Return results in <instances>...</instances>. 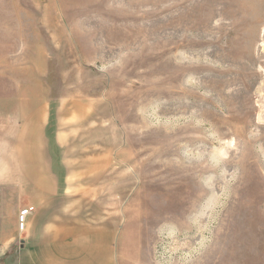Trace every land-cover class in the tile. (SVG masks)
Instances as JSON below:
<instances>
[{"label":"rangeland","instance_id":"rangeland-1","mask_svg":"<svg viewBox=\"0 0 264 264\" xmlns=\"http://www.w3.org/2000/svg\"><path fill=\"white\" fill-rule=\"evenodd\" d=\"M0 21L33 64L19 98L50 103L68 178L143 264H264V0H0Z\"/></svg>","mask_w":264,"mask_h":264},{"label":"crops","instance_id":"crops-1","mask_svg":"<svg viewBox=\"0 0 264 264\" xmlns=\"http://www.w3.org/2000/svg\"><path fill=\"white\" fill-rule=\"evenodd\" d=\"M3 24L0 21V264H143L139 240L130 233L124 236L125 229L116 226L114 215L86 181L68 178L64 148L50 121V103L19 98L20 92L35 91L33 64L29 68L28 58L18 64L11 36H5L10 26ZM28 205L35 209L20 231L18 214Z\"/></svg>","mask_w":264,"mask_h":264},{"label":"built area","instance_id":"built-area-1","mask_svg":"<svg viewBox=\"0 0 264 264\" xmlns=\"http://www.w3.org/2000/svg\"><path fill=\"white\" fill-rule=\"evenodd\" d=\"M35 207L33 205H28L22 208L18 214V228L20 231H24L27 225L28 216L34 211ZM0 255H1V245H0Z\"/></svg>","mask_w":264,"mask_h":264}]
</instances>
